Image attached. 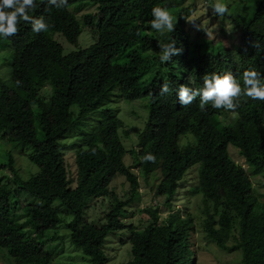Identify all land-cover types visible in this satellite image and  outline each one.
Segmentation results:
<instances>
[{
  "label": "trees",
  "instance_id": "1",
  "mask_svg": "<svg viewBox=\"0 0 264 264\" xmlns=\"http://www.w3.org/2000/svg\"><path fill=\"white\" fill-rule=\"evenodd\" d=\"M184 1L68 0L67 7L58 9L60 0L56 4L34 0L36 7L28 14L43 18L50 25L48 31L36 33L30 22L21 20L17 35L0 36V45L3 39L10 49L9 82L0 83L3 262L51 263L45 242L27 238L15 214L21 204L38 231L55 230L61 222L58 207L52 206L57 201L71 217L63 225L69 245L89 264L108 262L104 245L118 232H123L119 243L129 245L124 264H196L191 242L196 222L205 244L225 253L238 251L239 264H264V203L247 179L264 173V101L242 94L234 99V109H217L208 101L201 110L202 92L194 95L203 89L204 76L212 74H231L243 93V73L254 70L264 86V0H256L247 13L231 8L216 19L219 29L212 35H206L208 25L186 30L193 4ZM80 3L94 7V14L76 19ZM154 7L167 9L174 17L173 32L152 28ZM225 23L229 33L224 45ZM84 29L93 44L82 51L76 46ZM56 37L75 49L64 53ZM173 41L176 53L162 62L159 45ZM164 84L169 91L161 93ZM44 86L48 96L41 93ZM181 86L193 97L188 104L180 100ZM131 90L146 93L147 112L132 134L135 141L125 150L122 140L130 129L118 114L99 108L112 92L120 97L123 92L131 95ZM11 144L24 149H8ZM228 145L237 150L246 171L227 153ZM65 147L70 148L74 165L73 188L61 151ZM16 149L37 170L26 181L13 168L11 152ZM125 154L131 161L126 165ZM148 154L155 156V163L142 159ZM195 165L196 182L188 192L199 203L193 207L183 199V210H175L183 177ZM3 173L10 177L6 183ZM151 174L149 192L152 200H162L165 216L160 217L157 205L145 207L140 213L147 220L134 227L126 220L140 201L138 179L149 185ZM114 176L122 178L121 193L116 195L107 190ZM20 194L30 200H20ZM102 198L109 200L103 218L85 220L87 202Z\"/></svg>",
  "mask_w": 264,
  "mask_h": 264
},
{
  "label": "rangeland",
  "instance_id": "2",
  "mask_svg": "<svg viewBox=\"0 0 264 264\" xmlns=\"http://www.w3.org/2000/svg\"><path fill=\"white\" fill-rule=\"evenodd\" d=\"M256 0H219L221 3H230L228 9L231 11L233 8L239 13H247L250 7L254 5ZM217 0H185L184 5L193 4V9L188 13V16L185 20L186 22V30L190 31L195 28H200L203 25H208L206 29V35H212L216 33L219 29L217 20L221 19L222 16H216L213 13L211 6L215 4ZM80 11L74 14L76 19H79L83 14H94V7H89L88 5H82L80 3ZM76 4H73L71 8H74ZM232 8V9H231ZM228 11V12H229ZM228 14V13H227ZM226 15V14H225ZM224 15V16H225ZM216 16V18H215ZM215 18V19H214ZM214 19V20H213ZM217 19V20H216ZM216 20V21H215ZM228 24L225 23V35L222 38V43L225 45L228 41V33L227 30ZM59 38V39H56ZM58 43H61L64 49V53L74 50L75 48L69 46L64 43L63 39L60 37H56ZM3 45H0V83L8 84L9 82V58H10V49L8 48V44L2 39ZM91 44H93L90 33H87L84 30L78 36V43L77 48L86 50ZM86 70L85 67L80 69V73H84ZM153 75V72L150 73V76ZM81 79V77H80ZM79 79V81H80ZM43 96L49 95V88L48 86H44L41 90ZM128 93L134 94V91L131 90ZM127 93V94H128ZM116 91L112 92L109 96L103 101V105L99 108L100 110H109L115 113V110H118V118L121 122L130 129L128 138L122 140V144L125 150H128L131 147V140L135 141L134 135H132L135 131H137L141 126L143 121L145 120L147 109L146 105V98L139 93L138 95L134 96V99H117ZM127 98L130 95H125ZM183 143V141H182ZM134 146V145H133ZM2 145L0 144V148ZM17 148V149H24L23 145H9V148ZM14 150L11 152L12 160H13V168L17 172V176L26 181L29 178L36 175L37 170L36 168L27 161L22 155L18 153V151ZM69 147L63 148L61 151L63 153L64 162L66 165V173L69 177L70 187H74V165L71 159V151ZM227 151L234 160L239 165H242V161L240 158L237 157V150L231 146L227 147ZM236 151V152H235ZM1 152V149H0ZM123 164H129L130 155L125 154L122 159ZM245 167V166H244ZM247 168V167H246ZM198 166L195 165L191 167L186 173V176L183 177V185L177 191L176 201L174 203L175 210H183V206L181 201L183 199H187L186 201L189 202L190 205L194 207L198 205V199L192 200L191 196L188 192L190 187H193L196 182V171ZM247 173V172H246ZM249 174V173H247ZM150 177L147 178L149 185H145L141 179H138V193L140 197L139 204L136 208H132L131 211H134V214L130 216L126 223H131L134 227L139 225V222H145L147 220V216L145 214L140 213V211L145 207H153L155 205L158 206L159 215L160 217L165 216V210L161 207L162 200L154 199L152 200V195L149 192V186L153 183ZM251 175V174H250ZM248 175L247 179L250 180L251 190L258 198L260 197V202L264 203V173L250 176ZM3 176L6 178L3 180V183L8 182L9 176L6 173H3ZM155 184V183H154ZM122 189V178L118 176H114L107 186V190L112 191L115 195L120 194ZM260 195V196H259ZM19 199L24 201H29L30 198L25 196L24 194H20ZM109 200L106 198L98 199L96 201H88L87 206L89 204V209L85 212V220L88 222H96L100 218H103V215L106 212ZM52 206L58 207V217L61 220L60 224L55 228V230L43 231L40 232L35 228V223L31 220L25 213H23L24 206L19 204V208L15 214L16 222L23 226L22 233L31 240L35 241H44L45 248L51 251L52 259L50 264H89L88 259L82 255L78 250H75L73 247L69 245L67 231L64 228V224L69 222L71 219L70 216L64 215L63 208L58 205L57 201L52 203ZM195 206V207H196ZM191 210V209H190ZM192 213V211H190ZM93 217V220H91ZM195 233L192 236L191 242L194 245L195 249V263L196 264H239L240 261V253L238 251L232 253H225L218 250L212 244H205L202 240V234L198 229L197 222L195 223ZM123 232H118L114 236L107 237L106 243L104 245V254L106 255L108 262L106 264H124L129 255V245L124 244L121 245L119 243V239ZM54 237L52 240L51 238ZM1 256V255H0ZM6 260L5 258L0 257V264H6L3 262Z\"/></svg>",
  "mask_w": 264,
  "mask_h": 264
},
{
  "label": "clouds",
  "instance_id": "3",
  "mask_svg": "<svg viewBox=\"0 0 264 264\" xmlns=\"http://www.w3.org/2000/svg\"><path fill=\"white\" fill-rule=\"evenodd\" d=\"M49 2L51 4H56V0H49ZM67 6L68 0H60V4L56 7L59 9L65 8ZM35 7L36 5L34 3V0H0V36L7 38L9 36L17 35L19 32L18 24L21 20L24 22H30L32 25V30L36 33L48 31L50 25L43 23V18L33 19L28 14L29 10L34 9ZM211 8L213 10V13L217 16H223L229 11L227 5L219 2V0H217V2L213 4ZM152 15L154 17V19L151 21V26L153 29L161 33H164L165 31L173 32L175 30L174 17L169 13L167 9L154 7L152 9ZM174 44L175 41L169 44L159 45V47L163 49V52L160 55V60L162 62L169 61L170 56L176 53V49L173 47ZM258 75L259 72L254 70H248L243 73V80L245 84L243 93L241 87L231 74H225L223 76L212 74L211 78L206 75L203 78V89L197 90L194 95H199L202 92V103L200 105L201 110H203L204 104L208 101H213L212 106L217 109H234L235 107H237V104H234L233 102L234 99L238 100V98L242 94L252 98L253 100L264 101V86H262L260 84V81L257 79ZM168 91V85L164 84L161 88V93H166ZM188 91V88L184 86L180 87L179 96L180 100L184 104H188L193 99L192 96L188 95ZM130 94L131 95L128 96V98L124 95V92L122 96L116 97L117 99H128L132 101L134 99V96L132 95H138L132 93ZM139 95L147 98L146 93L140 92ZM115 114H118V110H115ZM142 159L144 161H152L153 163H155L156 160L155 156H153L152 154H148ZM240 159L242 161V165L240 166L244 171H246V164L244 163L242 158ZM248 181L250 182L249 179Z\"/></svg>",
  "mask_w": 264,
  "mask_h": 264
}]
</instances>
